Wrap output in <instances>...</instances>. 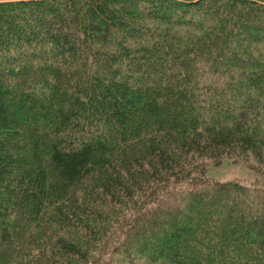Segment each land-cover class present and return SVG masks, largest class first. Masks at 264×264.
I'll return each instance as SVG.
<instances>
[{
  "label": "trees",
  "instance_id": "obj_1",
  "mask_svg": "<svg viewBox=\"0 0 264 264\" xmlns=\"http://www.w3.org/2000/svg\"><path fill=\"white\" fill-rule=\"evenodd\" d=\"M264 0L0 1V264H264Z\"/></svg>",
  "mask_w": 264,
  "mask_h": 264
},
{
  "label": "rangeland",
  "instance_id": "obj_2",
  "mask_svg": "<svg viewBox=\"0 0 264 264\" xmlns=\"http://www.w3.org/2000/svg\"><path fill=\"white\" fill-rule=\"evenodd\" d=\"M262 151L261 159L249 153L246 158L229 156L218 164L209 163L207 176L216 181L237 180L252 185L262 184L264 183V145Z\"/></svg>",
  "mask_w": 264,
  "mask_h": 264
}]
</instances>
